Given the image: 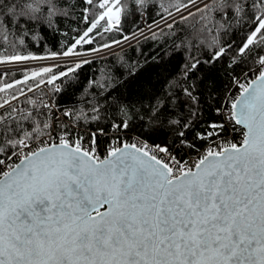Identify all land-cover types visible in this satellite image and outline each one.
I'll use <instances>...</instances> for the list:
<instances>
[{"label":"snow or ice","instance_id":"snow-or-ice-1","mask_svg":"<svg viewBox=\"0 0 264 264\" xmlns=\"http://www.w3.org/2000/svg\"><path fill=\"white\" fill-rule=\"evenodd\" d=\"M77 4L84 27L59 50L33 52ZM150 4L159 16L151 37L167 28L189 53L169 83L183 96L177 107L190 109L168 120L171 145L156 142L161 118L175 116L171 97L141 112L113 84L90 80L88 107L57 115L51 97L91 63L86 52L149 38L138 21ZM234 25L239 43L222 39ZM107 33L122 40L94 46ZM225 61L222 94L193 79ZM0 65V264H264V0H0ZM202 105L215 118L196 131ZM109 109L120 119L101 152Z\"/></svg>","mask_w":264,"mask_h":264},{"label":"trees","instance_id":"trees-1","mask_svg":"<svg viewBox=\"0 0 264 264\" xmlns=\"http://www.w3.org/2000/svg\"><path fill=\"white\" fill-rule=\"evenodd\" d=\"M72 2L76 3V0H72ZM82 7L83 5L77 4V7L72 10L75 12V16L71 19L61 21L59 24V33L47 29L41 32L40 35L43 36V46L33 42L31 50L38 53L46 51L47 49L59 50L66 40H70L71 37L75 35L72 29L84 27V25L76 19ZM152 20H159V16L157 15V7L150 4L147 15L142 20L138 21V25L143 29L150 24ZM180 27L183 29L184 25L181 24ZM133 28L134 25L129 22L125 25L124 34L130 36ZM233 31L236 33L235 37L232 35ZM65 32L68 33V36L62 34ZM169 32V29L164 28L163 34L160 31L157 32V38H152L150 35L148 39H142L117 53L92 60L90 64L84 65L82 69L78 70V74L75 78H70L71 84H69L67 80L65 81L64 85H62V93L51 97L53 102H59L58 109L87 108V101L93 98V89L89 86L90 80H98L100 82L113 84L115 90L112 92V95L125 102H131L134 107L141 112L155 103L154 98H159L167 103L168 99L171 97L172 103L169 107L175 112V116L170 117L166 115L161 118L159 123L163 132L156 139L157 143H168L171 145L176 133L168 124V120L183 119L187 117L190 109L187 105L183 108L177 107L180 100L183 99V96L179 94L176 89L169 88L170 82L182 78L183 66L188 62L187 57L189 56L187 51H184L182 48L176 49L174 47L175 44L180 43V40L176 36L169 35ZM243 34L244 32L234 25L233 28L229 30V34L223 36L222 39L225 41L234 40L235 43H239ZM112 39L122 40V35L120 33H107L102 38L97 37V43L94 46H99V44L104 42L111 43ZM90 47L92 46L85 45L81 51L85 52V50ZM192 52L193 54L199 55L195 49H193ZM229 56H231V53H229ZM133 65H138L136 70L137 75L135 77H129L128 73ZM225 65L226 61L217 64L213 68L202 66L193 79L196 77H203L205 84L211 81L214 84L213 91L217 94H222L229 84L228 77L225 75L224 71ZM20 75L19 72L14 74L15 77H19ZM118 78L123 82L117 83ZM57 83L59 84L60 82L58 81ZM95 91L98 93L99 89ZM201 91L206 92V89L202 87ZM21 106H23V98H21ZM202 106L204 108L203 113L198 114L195 118L199 122V127L195 129L196 131L205 128L207 122L215 118L207 105ZM107 116L108 119L101 120L99 126L104 127L109 134L112 132V129L108 127V124L113 119L118 120L120 117L116 115L113 109L108 110ZM84 127L95 129L97 124L95 122L90 125L81 124L77 131L83 134L82 129ZM132 135H134V133H132ZM188 135L189 138H191V132H189ZM85 139H87V136H85ZM99 141V150L103 152L109 141L108 135L100 136ZM194 154L195 153H192V155ZM180 155L187 158L184 150H181Z\"/></svg>","mask_w":264,"mask_h":264},{"label":"built area","instance_id":"built-area-1","mask_svg":"<svg viewBox=\"0 0 264 264\" xmlns=\"http://www.w3.org/2000/svg\"><path fill=\"white\" fill-rule=\"evenodd\" d=\"M161 25H163V23L161 22ZM147 31H148V29H147ZM131 39V38H130ZM129 39V40H130ZM129 40H127V41H122V43L121 44H119V45H113L110 49H104V50H102L99 54H97V53H93V52H90L89 54H94V56L92 57V58H90V59H93V58H96V57H99V56H102V55H104V54H109L110 52H112V51H114V50H118V49H120V48H123L124 46H126V44L127 43H129L128 41ZM89 54H85V55H89ZM90 59H88V60H90ZM52 99V98H51ZM57 115H59L60 113H59V109H57V113H56ZM61 119L63 120L64 118L61 116ZM114 135H115V133L113 132V130H112V132H110L109 134H108V138L110 139V138H112V137H114ZM232 136H234L235 138H236V140H239L241 137H240V135H239V133H236V132H234V133H231V135L229 136V138H231ZM107 146V145H106ZM193 157H195V154L193 155Z\"/></svg>","mask_w":264,"mask_h":264},{"label":"rangeland","instance_id":"rangeland-1","mask_svg":"<svg viewBox=\"0 0 264 264\" xmlns=\"http://www.w3.org/2000/svg\"><path fill=\"white\" fill-rule=\"evenodd\" d=\"M161 26L163 27V25H161ZM147 29H148L147 26H145V27L143 28L145 34L148 35V36H150L151 34L147 31ZM158 31H159V30L157 29L156 32H158ZM130 38H131V37H130ZM142 39H144V38L141 37V36H139V34H138V35H137V38H131V39L128 41L129 43L126 44V46H124L123 48H120V49H118V50L116 49V50L110 52L109 54H104V55H102V56H99V57H96V58L90 59V58H92V57L94 56V54H89V53L87 52L86 54H89V55H84L82 58H84V59H90V61H92V60H94V59H98V58H102V57H105V56H108V55H112V54H114V53H117V52H119V51L125 49L126 47H128V46H130V45H133V44L137 43L138 41H140V40H142ZM113 45H116V44H113ZM113 45H112V46H113Z\"/></svg>","mask_w":264,"mask_h":264},{"label":"bare ground","instance_id":"bare-ground-1","mask_svg":"<svg viewBox=\"0 0 264 264\" xmlns=\"http://www.w3.org/2000/svg\"><path fill=\"white\" fill-rule=\"evenodd\" d=\"M0 67H4V66L0 65Z\"/></svg>","mask_w":264,"mask_h":264}]
</instances>
